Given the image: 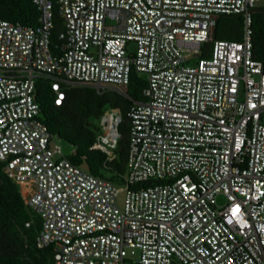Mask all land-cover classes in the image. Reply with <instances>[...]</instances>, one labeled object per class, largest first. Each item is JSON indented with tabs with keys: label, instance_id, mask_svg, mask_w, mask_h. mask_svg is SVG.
Instances as JSON below:
<instances>
[{
	"label": "built area",
	"instance_id": "2783aa9c",
	"mask_svg": "<svg viewBox=\"0 0 264 264\" xmlns=\"http://www.w3.org/2000/svg\"><path fill=\"white\" fill-rule=\"evenodd\" d=\"M53 1L62 23L57 51L49 45ZM255 1L31 0L36 23L0 17V161L38 216L34 243L50 245L51 264H264ZM231 13L241 16L240 37L214 38L217 17ZM131 68L145 85L127 108L126 169L115 183L61 152L40 118L34 81L48 79L54 104L62 84L128 97ZM119 120L116 106L94 119L89 147L106 159Z\"/></svg>",
	"mask_w": 264,
	"mask_h": 264
},
{
	"label": "trees",
	"instance_id": "16d2710c",
	"mask_svg": "<svg viewBox=\"0 0 264 264\" xmlns=\"http://www.w3.org/2000/svg\"><path fill=\"white\" fill-rule=\"evenodd\" d=\"M250 11L252 27V56L261 60L264 70V0L261 5ZM51 27L49 28V45L57 51L55 45L60 43L58 32L62 28L61 16L55 1L52 2ZM37 9L31 0H0V17L23 24L37 21ZM240 14H221L213 27L214 38L240 37ZM238 17L236 29L222 31V18ZM211 42L205 41L200 48V55H206ZM145 80L142 75L131 68L127 83L128 97L114 89H97L89 84L64 85V96L59 104L52 101L53 92L48 79L38 77L34 81V98L39 104L40 118L48 131L56 134L73 146V151L66 155L73 163L83 165L88 171L107 177L115 183L122 181L126 169V152L128 142L127 108L132 99H143L142 88ZM116 106L120 111L117 125L119 137L114 155L106 159L104 152L90 148L94 138V122L104 107ZM29 219L28 225L24 221ZM39 227L38 216L25 205L17 184L2 170L0 161V264H51V247H37L34 235Z\"/></svg>",
	"mask_w": 264,
	"mask_h": 264
},
{
	"label": "rangeland",
	"instance_id": "374dc122",
	"mask_svg": "<svg viewBox=\"0 0 264 264\" xmlns=\"http://www.w3.org/2000/svg\"><path fill=\"white\" fill-rule=\"evenodd\" d=\"M262 2H263V0L255 1L253 3V7L261 5ZM237 21H239V18L236 17V16L233 17V18H230V19L229 18H222L220 20V28L222 29V31H229L230 32L231 30L236 29ZM240 22H241V17H240ZM240 32H241V24H240ZM228 39H231V38H228ZM128 47L129 48H133L134 47V43L132 41H130L129 44H128ZM239 96H241V93H239ZM92 121L94 122V119H92ZM56 142L60 145L61 152L64 155H68L69 153L72 152L73 146L70 143L66 142L65 140H63L61 138H58V139L56 138ZM122 196H123V190H119L117 192V195H116V200H117V202L119 204H121ZM215 200H216L217 203H222L224 201V198H223L222 194L217 193L216 196H215ZM172 261H173L172 264H180V263L177 262L176 259H173Z\"/></svg>",
	"mask_w": 264,
	"mask_h": 264
},
{
	"label": "water",
	"instance_id": "95a60500",
	"mask_svg": "<svg viewBox=\"0 0 264 264\" xmlns=\"http://www.w3.org/2000/svg\"><path fill=\"white\" fill-rule=\"evenodd\" d=\"M254 9H255L254 7H251V8H250V11H251V10H254Z\"/></svg>",
	"mask_w": 264,
	"mask_h": 264
}]
</instances>
